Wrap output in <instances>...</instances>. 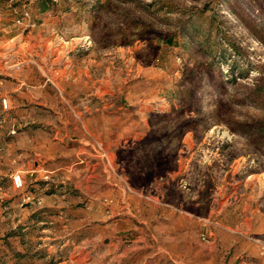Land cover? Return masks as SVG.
<instances>
[{
    "label": "rangeland",
    "instance_id": "rangeland-1",
    "mask_svg": "<svg viewBox=\"0 0 264 264\" xmlns=\"http://www.w3.org/2000/svg\"><path fill=\"white\" fill-rule=\"evenodd\" d=\"M0 264H264V0H0Z\"/></svg>",
    "mask_w": 264,
    "mask_h": 264
},
{
    "label": "built area",
    "instance_id": "built-area-1",
    "mask_svg": "<svg viewBox=\"0 0 264 264\" xmlns=\"http://www.w3.org/2000/svg\"><path fill=\"white\" fill-rule=\"evenodd\" d=\"M3 105L6 106L7 105V101L6 99H3ZM11 182L12 185L16 188H20L23 186V176L20 172H15L12 174L11 177Z\"/></svg>",
    "mask_w": 264,
    "mask_h": 264
}]
</instances>
